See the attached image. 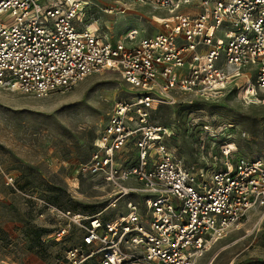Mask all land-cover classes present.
<instances>
[{"label": "built area", "instance_id": "2783aa9c", "mask_svg": "<svg viewBox=\"0 0 264 264\" xmlns=\"http://www.w3.org/2000/svg\"><path fill=\"white\" fill-rule=\"evenodd\" d=\"M129 1L167 11L152 16L157 34L138 38L131 29L109 38L90 21V0H0V87L47 97L111 71L132 91L115 101L78 167L111 188L109 207L127 198L125 210L110 219L72 215L81 241L61 264H194L249 211L264 212V159L241 157L227 143L218 166L184 164L168 145L182 135L152 121L162 107L231 91L247 101L264 91V0Z\"/></svg>", "mask_w": 264, "mask_h": 264}, {"label": "rangeland", "instance_id": "374dc122", "mask_svg": "<svg viewBox=\"0 0 264 264\" xmlns=\"http://www.w3.org/2000/svg\"><path fill=\"white\" fill-rule=\"evenodd\" d=\"M90 2V21L113 40L131 29L138 38L155 35L160 27L152 16L168 15L151 3L126 0L119 7L113 0ZM110 5L115 11L103 13ZM220 53L222 63L224 51ZM130 94V87L111 71L47 97L0 87V264H61L64 252L81 241L72 215L103 212L102 218L110 219L124 212L127 198L109 207L111 188L96 176L81 175L78 167L88 159L115 101ZM152 121L182 135L168 145L184 164L218 166L221 151L214 148L219 142L241 157L264 159V91L247 101L231 91L186 107H162ZM198 121L209 130L191 127ZM197 133L202 147L194 145ZM6 175L13 185L5 183ZM62 227L69 231L56 241L52 234ZM194 264H264V212L249 211L237 230L217 240Z\"/></svg>", "mask_w": 264, "mask_h": 264}, {"label": "trees", "instance_id": "16d2710c", "mask_svg": "<svg viewBox=\"0 0 264 264\" xmlns=\"http://www.w3.org/2000/svg\"><path fill=\"white\" fill-rule=\"evenodd\" d=\"M186 106H190V105H184V107H186ZM199 110V109H198ZM194 111H197V110H194ZM189 123V122H188ZM190 125V124H189ZM191 126V125H190ZM204 127L205 126V124H203V123H200V122H198V123H196L194 126H191V127H199V128H201V127ZM200 135V134H199ZM174 140V139H173ZM195 144H199L200 143V140H199V137H198V133H197V136H196V139H194V141H193ZM221 146V144H220V142L216 145V147L214 148L215 149V151H216V153L219 151V147ZM212 152H213V150H212ZM198 156H200L199 154H197ZM95 214V213H94ZM88 215H91V214H88ZM37 236H39V235H37Z\"/></svg>", "mask_w": 264, "mask_h": 264}]
</instances>
